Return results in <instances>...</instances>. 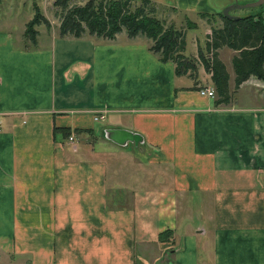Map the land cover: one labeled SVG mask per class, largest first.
I'll list each match as a JSON object with an SVG mask.
<instances>
[{
	"label": "crops",
	"instance_id": "crops-1",
	"mask_svg": "<svg viewBox=\"0 0 264 264\" xmlns=\"http://www.w3.org/2000/svg\"><path fill=\"white\" fill-rule=\"evenodd\" d=\"M26 21L0 16V260L264 264V81L216 105L143 39L32 41Z\"/></svg>",
	"mask_w": 264,
	"mask_h": 264
},
{
	"label": "trees",
	"instance_id": "trees-1",
	"mask_svg": "<svg viewBox=\"0 0 264 264\" xmlns=\"http://www.w3.org/2000/svg\"><path fill=\"white\" fill-rule=\"evenodd\" d=\"M131 4L132 0H100L96 3L91 0L84 6L73 7L65 14L59 35L83 36L85 29L80 23L88 27L90 34L107 39H114L115 35L123 30L129 38H133L139 31L153 40V44L149 46L153 53L162 61L170 60L175 64L177 74L189 73L196 63H201L210 75L216 93V105L229 103L232 95L251 75L264 80V19L261 12L238 18H229L218 12L216 15L220 17L221 24L211 26L210 33L206 34L204 46H198L195 58L185 55L186 40L183 31L162 29L159 21L151 16V12H146L144 6L132 9ZM35 19L37 20V17ZM27 25L28 23L25 36L34 33V36H29L33 41L37 32H32ZM223 48L234 52L231 57L234 74L232 91L230 74L219 56V50ZM76 130L90 132V129ZM63 131L66 135L69 134L68 128ZM172 234L171 230H164L160 233V240L169 241Z\"/></svg>",
	"mask_w": 264,
	"mask_h": 264
},
{
	"label": "rangeland",
	"instance_id": "rangeland-1",
	"mask_svg": "<svg viewBox=\"0 0 264 264\" xmlns=\"http://www.w3.org/2000/svg\"><path fill=\"white\" fill-rule=\"evenodd\" d=\"M89 1L91 0H0V16L8 18L16 16L24 22L27 20L24 26L26 27L28 23V28L35 33L38 28L52 29L59 33L60 25L61 22L64 21L65 14L73 7L84 6ZM94 1L96 3L100 0ZM103 1L106 2L107 0ZM145 1L147 2L145 3ZM233 1L234 0H205V6L207 8L202 9L203 11H186L180 9L176 5V0H132L131 8L135 9L144 6L146 12H151V16L159 21L162 29H178L183 31L186 40L185 55L196 58L197 48L199 45L203 48L206 34L210 33L211 26L221 24L220 17L216 14L218 12H223L226 6L233 4ZM255 2H257V0H238L237 4L244 5L245 7H236L232 9L230 13L236 16H245L260 11L261 14H263L264 2L258 5L246 6L248 3ZM35 17H37V20ZM32 20L33 23H31ZM80 25L85 29L84 35H92L89 33L88 27H86L85 24L80 23ZM33 34L34 33H30L27 37L34 36ZM93 36L97 38L96 35ZM117 36L129 38L125 30L117 33L115 38ZM98 38L107 41L113 40L100 36ZM133 38L143 39L149 46L153 44V40L146 37L143 33H139V31ZM232 53L231 49L223 48L219 54L220 58L229 65L230 69L231 60L229 54L231 55ZM189 73L193 76H198L200 83L213 86L210 76L204 70L201 63H196L195 67L189 70ZM259 80L264 81L263 79ZM187 81L190 82L189 80ZM258 90L264 89L259 87ZM240 95L244 97V99L247 98L244 92H241ZM0 264L5 263L3 260H0Z\"/></svg>",
	"mask_w": 264,
	"mask_h": 264
},
{
	"label": "water",
	"instance_id": "water-1",
	"mask_svg": "<svg viewBox=\"0 0 264 264\" xmlns=\"http://www.w3.org/2000/svg\"><path fill=\"white\" fill-rule=\"evenodd\" d=\"M264 0H257L255 3H248L246 6L250 5H258L263 3ZM238 0H234L233 4H230L226 6L223 10V15L229 17V18H238L240 16H236L230 13V11L236 7H243L242 5H238ZM104 136L108 138L109 140L120 144V145H125L128 142H133L135 144H138L142 142V137L140 134L133 132L131 130L123 129V128H106L103 130Z\"/></svg>",
	"mask_w": 264,
	"mask_h": 264
},
{
	"label": "built area",
	"instance_id": "built-area-1",
	"mask_svg": "<svg viewBox=\"0 0 264 264\" xmlns=\"http://www.w3.org/2000/svg\"><path fill=\"white\" fill-rule=\"evenodd\" d=\"M199 93L201 95H205V96H208L210 98H214L215 97V90L212 86H203L201 87L199 90ZM103 115H100V116H96L94 119L97 120V119H103ZM0 129H1V119H0ZM73 139L72 136L69 137V140L71 141Z\"/></svg>",
	"mask_w": 264,
	"mask_h": 264
}]
</instances>
